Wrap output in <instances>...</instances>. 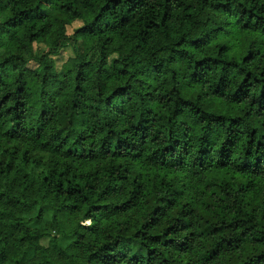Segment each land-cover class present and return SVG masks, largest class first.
<instances>
[{
  "label": "trees",
  "instance_id": "1",
  "mask_svg": "<svg viewBox=\"0 0 264 264\" xmlns=\"http://www.w3.org/2000/svg\"><path fill=\"white\" fill-rule=\"evenodd\" d=\"M0 264H264V0H0Z\"/></svg>",
  "mask_w": 264,
  "mask_h": 264
},
{
  "label": "rangeland",
  "instance_id": "2",
  "mask_svg": "<svg viewBox=\"0 0 264 264\" xmlns=\"http://www.w3.org/2000/svg\"><path fill=\"white\" fill-rule=\"evenodd\" d=\"M80 26H81L80 22L72 23L70 26H68L66 28L67 35L73 34L74 30ZM35 46L37 48H43L44 49V46L41 42H38ZM69 57H73V51H72L70 44H66L65 48L62 49L56 56H52V58L54 60V64H55V69L57 72L60 71L62 64ZM27 66L31 70H37L38 69V65L35 62H30ZM26 218H27L28 226H30V228H42V227H44L45 223L49 220L50 213L45 212L43 214V217L41 219H39L38 218V210L36 209V210L32 211L31 213L26 214ZM81 224L82 225H88L86 221H82ZM70 239H71V237L60 238L59 242L62 246H66L70 242ZM44 243H46V242H44Z\"/></svg>",
  "mask_w": 264,
  "mask_h": 264
}]
</instances>
